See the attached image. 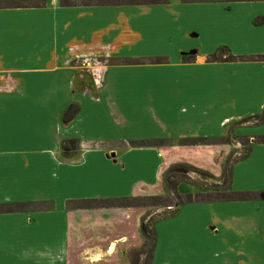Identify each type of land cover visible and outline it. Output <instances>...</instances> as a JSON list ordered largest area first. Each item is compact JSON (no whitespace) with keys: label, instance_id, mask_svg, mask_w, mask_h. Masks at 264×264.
I'll return each instance as SVG.
<instances>
[{"label":"crops","instance_id":"1","mask_svg":"<svg viewBox=\"0 0 264 264\" xmlns=\"http://www.w3.org/2000/svg\"><path fill=\"white\" fill-rule=\"evenodd\" d=\"M222 47L236 58L211 60ZM88 50L111 55L100 80L70 62ZM259 56L264 0H0V204H42L0 211V264H70L85 240L111 258L142 214L69 202L140 197L178 161L168 149L181 139L220 138L242 119L232 133L252 144L230 188L260 195L184 203L153 224L151 264H264ZM64 139L80 140L76 156Z\"/></svg>","mask_w":264,"mask_h":264},{"label":"rangeland","instance_id":"2","mask_svg":"<svg viewBox=\"0 0 264 264\" xmlns=\"http://www.w3.org/2000/svg\"><path fill=\"white\" fill-rule=\"evenodd\" d=\"M88 51L91 52V50ZM220 54L225 56L229 53L228 51H221ZM100 55L102 56V54ZM101 61L102 63L100 66L102 67L103 65V67H106V65L111 62V55L107 62L102 58ZM246 123H248V121L242 119L240 125H235V127L231 125L228 126L225 135L222 137L204 139L201 141L204 143L202 144L203 146L197 145L194 148L186 147L187 145H192L190 144L192 139H181L179 144L183 146L176 144L174 145L175 147H172V144L168 141L160 142V148L172 147V150L168 149V151L174 159L178 161H175L172 165L164 169L161 182L156 189L144 192L140 196L142 199L140 202L143 203V206L134 207L137 212L142 214L138 231H135L134 235L133 229L130 227L129 241L124 244L113 245L115 254L111 256V258L106 257L107 255L104 254L107 252V249H109L105 244L99 246L97 242H91L90 244L94 243L96 245V250L92 254L89 252L86 253L84 250L89 249L86 248V246L89 244L90 240L83 241V246L81 243L73 242L70 248V264H92L93 261L91 260L96 258H99L101 261L94 264H146L148 259L147 252L150 250L153 243L152 235L148 233L147 227L152 230L153 224L156 221L173 214L178 204H184V202L187 201L186 196L188 194L193 195L194 198L199 194H203L204 196L207 194L216 196L218 193V198L226 194L231 165L237 160L246 157L251 149L252 141L249 140V135H235L232 133L235 128H242ZM211 143L213 146L208 148ZM216 149L218 151H214ZM215 153L217 154L216 160ZM215 167L219 171L214 170ZM173 180L179 181L180 183L177 189L180 197L177 192H173L172 187L167 184ZM31 203L39 202L0 204V211H6L9 207L15 208L16 206L24 207L27 205L28 208L30 206L28 204ZM146 223H148L147 227H144L143 225Z\"/></svg>","mask_w":264,"mask_h":264},{"label":"trees","instance_id":"3","mask_svg":"<svg viewBox=\"0 0 264 264\" xmlns=\"http://www.w3.org/2000/svg\"><path fill=\"white\" fill-rule=\"evenodd\" d=\"M64 3H72L71 1H63ZM221 51H228L227 48H221L216 54H213L210 56L211 60L217 61V60H233L236 57L229 55L227 57L224 58V56L222 54H220ZM259 58H264V56H259ZM255 117H259L260 121L264 120V111L262 114L255 116ZM206 140L208 138H195L192 139V141L190 142V144L192 145H202L204 143H202V140ZM264 140V137L262 138ZM158 142L156 141H139V142H135V145L138 146H151L156 144L157 145ZM212 144V143H211ZM61 149L62 152L64 153L65 156H76L79 152L80 149V140L78 139H64L61 142ZM66 158V157H65ZM206 175V174H205ZM167 180V179H166ZM165 180V181H166ZM228 188L226 191V194H223L222 196H220V198H218L217 195H219L217 193L216 196H211V194H207V195H203V194H199L197 195L195 198L193 197V195L188 194L187 197V201H185L184 203L187 202H194V201H209V200H218V199H224V200H239V201H244V200H250V199H256L260 194L255 193V192H236V191H232L230 188V173L228 175ZM167 182V181H166ZM169 186L172 187L173 192H177L178 189V185L180 184L179 181H171L169 183H167ZM178 194V192H177ZM179 195V194H178ZM180 197V195H179ZM141 197L135 196V197H124V198H105V199H82V200H76V201H70L69 202V206L70 207H74L77 209H90V208H128V207H139V206H143V203L140 202ZM183 203L178 204L177 209L175 212H173V214L169 215V216H173L175 215L180 206ZM31 207H38L41 206L42 204L40 203H31L28 204ZM29 206V207H30ZM27 205L24 207H18L16 206L15 208H11L9 207L8 209H6V211H13V210H20V209H26ZM147 224H144V227H147ZM149 226V225H148ZM148 233H151L152 235V246L150 248V250L147 252L148 253V259L146 261V264H151V260L153 257V253H154V247H155V237H154V232L153 230H150L149 227L146 228Z\"/></svg>","mask_w":264,"mask_h":264},{"label":"built area","instance_id":"4","mask_svg":"<svg viewBox=\"0 0 264 264\" xmlns=\"http://www.w3.org/2000/svg\"><path fill=\"white\" fill-rule=\"evenodd\" d=\"M100 54H102V56ZM109 57L110 55L106 50L74 52L70 58V62H73V64L75 63L80 67H85L97 78V80H100L104 76L105 69L103 65L102 67L100 66L102 63L101 58L107 62Z\"/></svg>","mask_w":264,"mask_h":264},{"label":"bare ground","instance_id":"5","mask_svg":"<svg viewBox=\"0 0 264 264\" xmlns=\"http://www.w3.org/2000/svg\"><path fill=\"white\" fill-rule=\"evenodd\" d=\"M108 253H112V248H111V249H109Z\"/></svg>","mask_w":264,"mask_h":264},{"label":"water","instance_id":"6","mask_svg":"<svg viewBox=\"0 0 264 264\" xmlns=\"http://www.w3.org/2000/svg\"><path fill=\"white\" fill-rule=\"evenodd\" d=\"M185 172H187V171H185Z\"/></svg>","mask_w":264,"mask_h":264}]
</instances>
